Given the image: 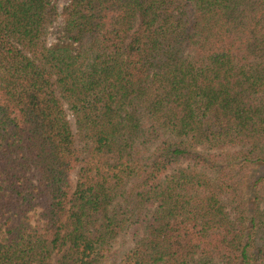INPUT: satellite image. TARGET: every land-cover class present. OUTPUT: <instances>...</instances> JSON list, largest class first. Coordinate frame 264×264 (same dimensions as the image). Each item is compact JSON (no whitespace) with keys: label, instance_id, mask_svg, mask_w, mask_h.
<instances>
[{"label":"trees","instance_id":"16d2710c","mask_svg":"<svg viewBox=\"0 0 264 264\" xmlns=\"http://www.w3.org/2000/svg\"><path fill=\"white\" fill-rule=\"evenodd\" d=\"M126 235L118 264H264V0H0V264Z\"/></svg>","mask_w":264,"mask_h":264},{"label":"rangeland","instance_id":"374dc122","mask_svg":"<svg viewBox=\"0 0 264 264\" xmlns=\"http://www.w3.org/2000/svg\"><path fill=\"white\" fill-rule=\"evenodd\" d=\"M56 4L59 12H61L62 9L69 4V0H56ZM61 27H62L61 20L58 19L57 22H55L54 25L50 28L48 35L49 45L51 44L53 45L59 41L58 39L61 36V32H60ZM131 246H132V241L128 235L119 238L118 242L114 244V248H113V252H114L113 256H115V258L112 257L109 260V264H118L120 258L118 256L126 252ZM56 260L57 257L53 259L52 264H56Z\"/></svg>","mask_w":264,"mask_h":264}]
</instances>
